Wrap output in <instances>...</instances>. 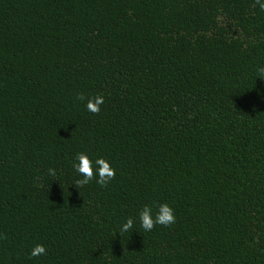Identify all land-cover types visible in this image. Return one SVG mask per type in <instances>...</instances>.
I'll list each match as a JSON object with an SVG mask.
<instances>
[{
  "label": "trees",
  "instance_id": "1",
  "mask_svg": "<svg viewBox=\"0 0 264 264\" xmlns=\"http://www.w3.org/2000/svg\"><path fill=\"white\" fill-rule=\"evenodd\" d=\"M258 67L255 0H0V264H264Z\"/></svg>",
  "mask_w": 264,
  "mask_h": 264
},
{
  "label": "clouds",
  "instance_id": "2",
  "mask_svg": "<svg viewBox=\"0 0 264 264\" xmlns=\"http://www.w3.org/2000/svg\"><path fill=\"white\" fill-rule=\"evenodd\" d=\"M255 4L259 5L260 9L264 11V0H255ZM257 74L260 79L264 80V67L257 68ZM77 99L85 101L84 94H79ZM105 103V97L103 94H99L90 98H87L86 108L93 114H99L101 106ZM75 163L73 165L75 171L81 178L75 180L74 185L76 188L84 187L91 181L95 180L97 184L101 186H107L112 180L115 179L116 170L112 167L110 161L104 158L92 159L86 153H77L75 156ZM49 174L56 176L55 169H49ZM139 221L144 231L150 232L157 225L171 226L176 222L174 209L167 203L160 204L156 207L155 212L153 206L145 205L139 213ZM134 226V219L129 217L120 227V234L126 233ZM47 249L42 244L35 245L31 251V257H39L45 255Z\"/></svg>",
  "mask_w": 264,
  "mask_h": 264
}]
</instances>
